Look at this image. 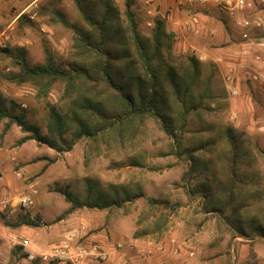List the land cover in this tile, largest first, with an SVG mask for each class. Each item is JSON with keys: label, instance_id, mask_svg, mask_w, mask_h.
<instances>
[{"label": "rangeland", "instance_id": "1", "mask_svg": "<svg viewBox=\"0 0 264 264\" xmlns=\"http://www.w3.org/2000/svg\"><path fill=\"white\" fill-rule=\"evenodd\" d=\"M30 1L20 0L13 4L9 0H0V35L5 32L7 37L0 46V93L7 106L10 102L15 103L17 113L24 112L26 120L45 134L46 102L37 98L30 85L18 86L4 78L15 68L11 65V58L1 49L24 48L30 65L44 63L47 55L57 62L67 63L74 59L75 51L72 48L74 32L66 24L84 31L91 29L78 10L79 0H35L33 6L25 9V4ZM140 1L115 0V16L125 25L126 3H130L139 33L146 37L147 32L139 27L137 16L141 10ZM145 1L142 0L147 6ZM210 64L209 61L202 63L204 74L212 70ZM246 81L250 80L244 78L242 84ZM214 82L219 99L210 105L216 110L203 112L201 119L189 116L187 132L182 134L183 147L203 146L213 141L212 147H206L210 153L203 156L201 151L195 156L209 158L212 164L218 165L216 156L227 154L225 130L229 126L237 133H244L264 151V123L257 122L264 117V107L259 105L260 101L264 102V94L249 90L252 104H246L245 100L237 104L239 116L231 120V103L222 98V93L227 90L216 79ZM246 92L244 89L242 98ZM61 94L62 86L54 85L46 100L57 105ZM5 124L6 120L0 122V205L5 206L0 210V264H50L38 258L33 261H28L27 257L22 259V251H30L35 256L62 243L74 247L97 245L107 260L115 258V264H264L263 239L238 237L226 218L206 213L204 200L190 194L197 180L186 176L189 162L184 155L182 159L164 155L171 150L172 140L155 119L148 118L130 142L114 143L105 135L99 136L96 142L82 139L70 152L63 153L34 140L19 144L27 134L15 124L3 133ZM243 141L248 145L246 138ZM246 150L248 155L255 152L251 145ZM135 158L142 167L130 165ZM247 159L245 162L249 166L244 163L242 169L248 177L242 178L244 184L237 185L236 199H243V204L247 205L240 210L242 216L260 219V224L264 225V158L258 156L255 162L250 157ZM198 172L193 175L199 176ZM88 179L97 182L98 189L111 184L137 186L143 197L122 208L101 210L82 206L66 214L71 205L64 193L83 202ZM24 197L31 198L30 206L18 204ZM149 198L165 200L168 204L149 207ZM230 208L226 217L232 213ZM19 215H25L38 226L10 228L2 225L3 216L9 223H14ZM160 215L159 225L163 226L162 230L156 231L154 220ZM143 232L147 234L134 237L135 233ZM24 240L28 242L26 248L21 246ZM102 244L109 245L111 252L105 251Z\"/></svg>", "mask_w": 264, "mask_h": 264}, {"label": "trees", "instance_id": "2", "mask_svg": "<svg viewBox=\"0 0 264 264\" xmlns=\"http://www.w3.org/2000/svg\"><path fill=\"white\" fill-rule=\"evenodd\" d=\"M114 1L77 2L81 16L91 30L84 31L66 24L74 32L72 48L75 53L72 61L61 63L47 55L44 63L30 65L24 48L1 49L11 58V65L15 68L4 78L18 86L30 85L37 98L46 102L47 108L46 133L43 134L38 126L26 120L24 112L17 113L15 103L10 102L7 106L6 99L0 93V122L6 120L3 133L15 124L22 133L27 134L19 140V144L34 140L39 145L63 153L70 152L82 139L96 142L99 136L105 135L114 143L130 142L136 138L138 128L144 126L148 118H153L172 140L171 150L164 155L179 159L184 155L188 160L189 172L186 176H192L190 180H197L190 194L204 200L205 212L226 218L238 237L252 239L255 236L264 240V225L260 224V219L241 215L240 210L247 205L243 204V199H236L238 195H235L237 185L244 184L242 178L248 177L242 165L248 157L253 162L258 156L264 158L263 149L244 133H237L229 126L225 130L227 154L216 156L218 165L212 164L209 158L195 156L201 151L203 156L210 153L206 147H212L213 141L203 146L183 147L182 144V134L187 132L189 116L201 119L203 112L212 113L216 110L210 105L219 99L215 93L213 65L210 64V73L204 74L202 62L194 55L174 54V35L166 31L164 21L160 18L155 19L148 37L141 36L130 3H126L124 25L115 16L117 10ZM54 85L62 86L57 105L46 100ZM225 96L223 92L222 98ZM244 138L255 150L251 155H248ZM130 165L142 167L136 158L130 161ZM197 170L199 176L193 175ZM86 181L83 202L64 193L71 205L66 214L82 206L101 210L122 208L143 197L141 188L137 186L111 184L105 189H98L97 182ZM147 203L149 207L168 204L165 200L154 198L147 199ZM229 208L232 210L230 218L225 216ZM161 218L162 215L154 220L156 231L162 230L163 224L159 225ZM2 225L10 228L38 226L25 215H19L14 223H9L3 216ZM146 234L135 233L134 237ZM17 249L23 250L22 247ZM21 257L26 259L27 253L22 251Z\"/></svg>", "mask_w": 264, "mask_h": 264}, {"label": "crops", "instance_id": "3", "mask_svg": "<svg viewBox=\"0 0 264 264\" xmlns=\"http://www.w3.org/2000/svg\"><path fill=\"white\" fill-rule=\"evenodd\" d=\"M9 1L14 2L13 4L20 2V0ZM32 2L31 0L29 4H25V8H29ZM140 2L141 10L137 16L139 27L147 32L146 37L150 35L155 19L160 18L164 21L166 31L174 35V54L185 55L190 52L202 63L211 62L215 69L217 83L222 85L227 92L228 85L224 81V77L229 71L235 76L233 86L239 95L231 97L226 92L227 95L224 98L225 101L228 100L231 103V120L239 116L237 104L243 100L246 101V104H252V97L248 92L250 90L249 85L255 93L258 92L263 96L264 72H262L256 49L239 41L237 35L229 27V21L225 15L216 7L211 4L189 6L181 3L180 0H155L152 4L147 3V6L142 0ZM195 30L198 31V34L194 33ZM260 74L263 75L262 78ZM246 75L247 77H245ZM244 78L250 81L242 84ZM244 89L247 92L246 96L242 98L241 94ZM259 105L263 108L264 102L260 101ZM255 115L253 113V116ZM259 120L261 121H256L264 123V117L261 116ZM262 128L264 127L262 126ZM102 247L105 251L111 252L109 245L102 244ZM114 259L110 258L102 264H115Z\"/></svg>", "mask_w": 264, "mask_h": 264}, {"label": "built area", "instance_id": "4", "mask_svg": "<svg viewBox=\"0 0 264 264\" xmlns=\"http://www.w3.org/2000/svg\"><path fill=\"white\" fill-rule=\"evenodd\" d=\"M26 1V0H22ZM155 0H146L145 3H153ZM181 3L189 6L194 5H207L211 4L216 7L226 19L229 21V27L233 33L237 35L239 41L242 44L250 45L256 49L258 53L259 62L261 63L262 72H264V0H180ZM36 1H33L30 5ZM25 9H28L27 7ZM198 34V31H194ZM7 39L5 32L0 35V46L2 42ZM262 78L263 75L260 74ZM256 79V78H255ZM224 81L227 83L228 93L231 97H236L238 91L234 88V76L229 73L224 77ZM18 204L20 206L28 207L32 204L30 197H24L19 199ZM5 206L0 205V210ZM28 245L27 240L21 243L23 248ZM27 260L33 261L36 258L42 262H57L66 264H80L85 262L102 264L106 262L107 257L105 253L97 245L86 244L72 246L69 243H62L52 247L47 252L40 255H33L30 251H27Z\"/></svg>", "mask_w": 264, "mask_h": 264}]
</instances>
